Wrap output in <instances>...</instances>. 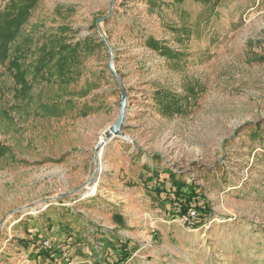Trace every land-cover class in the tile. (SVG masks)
<instances>
[{
	"label": "rangeland",
	"instance_id": "rangeland-1",
	"mask_svg": "<svg viewBox=\"0 0 264 264\" xmlns=\"http://www.w3.org/2000/svg\"><path fill=\"white\" fill-rule=\"evenodd\" d=\"M52 34L90 39L69 85L31 74L24 91L0 63V264L59 262L57 223L89 231L99 264H264V0H41L12 53L33 71ZM110 62L129 101L126 136L106 139ZM165 171L203 195L199 228L161 206Z\"/></svg>",
	"mask_w": 264,
	"mask_h": 264
},
{
	"label": "trees",
	"instance_id": "trees-1",
	"mask_svg": "<svg viewBox=\"0 0 264 264\" xmlns=\"http://www.w3.org/2000/svg\"><path fill=\"white\" fill-rule=\"evenodd\" d=\"M41 0H9L4 8L0 11V63H9V68L14 70L13 77L17 85L21 86V89L28 91L32 88L33 82L29 80V76L32 74L35 81L46 82L48 84H63L69 85L79 78V74L75 73L77 67L81 64L79 58L81 51L87 46L90 39L77 44L65 43L58 34L46 35L47 42L38 48V56L36 62L31 67H36L35 70H30V67L26 66V63H22L20 51L15 54L12 53V47L14 43L21 36L22 31L29 21L32 11ZM181 0H179L180 2ZM61 33V31H59ZM63 34V33H62ZM63 36V35H62ZM61 39V41H60ZM149 46L156 49V45H159L153 39L149 40ZM161 47V45H160ZM157 50V49H156ZM170 49L166 48V52ZM14 56H13V55ZM170 55V54H168ZM165 99V106L167 110L175 109V102H169L168 98ZM173 103V104H172ZM172 105L171 107H169ZM8 148L0 144V159L6 155ZM148 171L153 172V176L157 172L156 167L146 168ZM170 175L172 186L175 188L174 200L172 201L167 197L160 203L163 208L170 204L174 210L173 215H179L181 217L187 216L189 209L196 211V220L193 223L195 229L199 228L202 224L208 209L206 205H200V200L203 195L196 192L197 188L193 184H187L177 178V175L165 171ZM149 182H153L148 179ZM150 197L154 200H160L161 194L166 192V189L154 188L148 189ZM169 202V203H168ZM115 218L119 220L116 215ZM109 242V241H107ZM110 244V243H108ZM130 259V254L124 251L118 258H116L113 264H126ZM110 264V263H108Z\"/></svg>",
	"mask_w": 264,
	"mask_h": 264
},
{
	"label": "crops",
	"instance_id": "crops-1",
	"mask_svg": "<svg viewBox=\"0 0 264 264\" xmlns=\"http://www.w3.org/2000/svg\"><path fill=\"white\" fill-rule=\"evenodd\" d=\"M57 225V231H55L50 238L52 240H57V245L59 246L54 250L56 252L54 256H56L58 258L57 260L59 261H55L57 262L55 264H68L71 261V258L73 259V264L101 263V260L99 259L102 258V255L99 254H102L105 249L103 250L102 247L94 246L92 243L81 244L83 242L81 238L87 236L86 233H88L89 231H86V233H84L78 226L70 227L71 230H62L60 224L57 223ZM96 230L99 232L98 229ZM78 241H80V243H78L76 246L72 245V242L77 243ZM42 257L46 258L45 256ZM104 261H110L111 263L114 262L112 259H104Z\"/></svg>",
	"mask_w": 264,
	"mask_h": 264
},
{
	"label": "water",
	"instance_id": "water-1",
	"mask_svg": "<svg viewBox=\"0 0 264 264\" xmlns=\"http://www.w3.org/2000/svg\"><path fill=\"white\" fill-rule=\"evenodd\" d=\"M110 69L114 75V77L117 80V83L120 87L121 90V104H120V113H119V118L117 119V122L110 128V132L106 133V139L111 138L112 136L114 137H125V133L123 132V128L125 125V118H126V113H127V108H128V95H127V89L124 86L122 79L119 77V75L113 70L112 67V62H110ZM105 139V141H106ZM105 141H102L99 143L97 146V149H100L102 144L105 143Z\"/></svg>",
	"mask_w": 264,
	"mask_h": 264
},
{
	"label": "built area",
	"instance_id": "built-area-1",
	"mask_svg": "<svg viewBox=\"0 0 264 264\" xmlns=\"http://www.w3.org/2000/svg\"><path fill=\"white\" fill-rule=\"evenodd\" d=\"M196 215H197L196 211L191 208L189 209L187 216H183L182 218L188 224V223H191V221L196 217Z\"/></svg>",
	"mask_w": 264,
	"mask_h": 264
},
{
	"label": "bare ground",
	"instance_id": "bare-ground-1",
	"mask_svg": "<svg viewBox=\"0 0 264 264\" xmlns=\"http://www.w3.org/2000/svg\"><path fill=\"white\" fill-rule=\"evenodd\" d=\"M95 192H96L95 187H93V188L90 189V193H91V194H94Z\"/></svg>",
	"mask_w": 264,
	"mask_h": 264
}]
</instances>
